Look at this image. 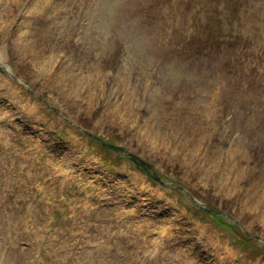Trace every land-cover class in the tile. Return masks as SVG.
I'll return each instance as SVG.
<instances>
[{"label": "rangeland", "instance_id": "obj_1", "mask_svg": "<svg viewBox=\"0 0 264 264\" xmlns=\"http://www.w3.org/2000/svg\"><path fill=\"white\" fill-rule=\"evenodd\" d=\"M0 59V264H264V0H5Z\"/></svg>", "mask_w": 264, "mask_h": 264}, {"label": "water", "instance_id": "obj_2", "mask_svg": "<svg viewBox=\"0 0 264 264\" xmlns=\"http://www.w3.org/2000/svg\"><path fill=\"white\" fill-rule=\"evenodd\" d=\"M96 137H98L99 140H100L103 144H105L106 146H108V147H110V148H113V149H115L116 151H118V152H120V153H123V154H125V155L130 156L132 159H135L136 161H139V160L137 159V157H136L134 154L129 153L128 151H125L123 147H121V146H119V145H117V144H113V143L107 142L106 140L101 139L99 136H96ZM147 166H148L149 170H152V168H151L150 165H147ZM152 172H153V174H154V176H155L156 178L162 180V178H161V177H160V176H159L154 170H152ZM165 183H167V182H165ZM167 184H168V183H167ZM189 194L192 196V198H194V196H193L190 192H189ZM197 202H198V201H197ZM198 203H199L202 207L206 208L208 211H212L213 213L218 214L217 211L210 209L209 207L203 205V204L200 203V202H198Z\"/></svg>", "mask_w": 264, "mask_h": 264}, {"label": "bare ground", "instance_id": "obj_3", "mask_svg": "<svg viewBox=\"0 0 264 264\" xmlns=\"http://www.w3.org/2000/svg\"><path fill=\"white\" fill-rule=\"evenodd\" d=\"M5 3V0H0V4H4Z\"/></svg>", "mask_w": 264, "mask_h": 264}]
</instances>
